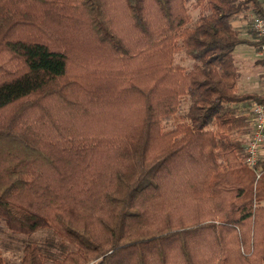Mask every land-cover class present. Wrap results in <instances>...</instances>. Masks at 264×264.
<instances>
[{"label":"trees","instance_id":"trees-1","mask_svg":"<svg viewBox=\"0 0 264 264\" xmlns=\"http://www.w3.org/2000/svg\"><path fill=\"white\" fill-rule=\"evenodd\" d=\"M249 12L262 2L0 0V219L73 247L25 244L20 264H264V159L240 137L264 93L238 92L232 24Z\"/></svg>","mask_w":264,"mask_h":264},{"label":"rangeland","instance_id":"rangeland-1","mask_svg":"<svg viewBox=\"0 0 264 264\" xmlns=\"http://www.w3.org/2000/svg\"><path fill=\"white\" fill-rule=\"evenodd\" d=\"M188 8L192 16V21L195 23L200 17L201 9L196 8L192 2L188 4ZM175 63L178 66L189 70L192 68L194 61L188 58L183 51H180L175 56ZM245 68H247V66H245ZM240 69L243 70V67H240ZM240 107V109H244L241 111L249 116V113L252 110L251 107L249 106L248 108V105H240ZM188 108L189 99L184 98L182 100L179 113L175 117L170 118L165 122V128L171 129L177 123L182 121L185 118ZM250 120L253 122L252 116H250ZM251 134L252 132L248 135H243L240 137L248 140ZM260 157L264 159V144L262 146ZM25 244L42 245L53 258H57L62 253L73 248L72 245L57 236L53 229H41L33 234H20L9 230L6 227L4 220L0 219V251L5 260V264H20L23 255V246Z\"/></svg>","mask_w":264,"mask_h":264},{"label":"crops","instance_id":"crops-1","mask_svg":"<svg viewBox=\"0 0 264 264\" xmlns=\"http://www.w3.org/2000/svg\"><path fill=\"white\" fill-rule=\"evenodd\" d=\"M253 19L254 14L249 12L232 22L233 27L240 32L241 36L249 41V43L238 46L235 51L236 63L241 75L238 83L239 93H264L263 48L255 44L259 38L254 31ZM240 67H243V70Z\"/></svg>","mask_w":264,"mask_h":264},{"label":"built area","instance_id":"built-area-1","mask_svg":"<svg viewBox=\"0 0 264 264\" xmlns=\"http://www.w3.org/2000/svg\"><path fill=\"white\" fill-rule=\"evenodd\" d=\"M264 6V0H260ZM254 31L259 38H264V17H255L253 21ZM264 55V45H263ZM254 129L250 135L246 147V163L254 167L259 160L262 146L264 144V104L254 102L252 104ZM259 177V170H257Z\"/></svg>","mask_w":264,"mask_h":264}]
</instances>
